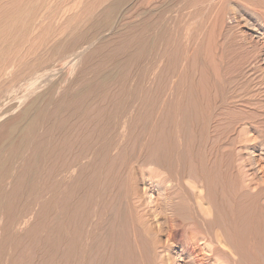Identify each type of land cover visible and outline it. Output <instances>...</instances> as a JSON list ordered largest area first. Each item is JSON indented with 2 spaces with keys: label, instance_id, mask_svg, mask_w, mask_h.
Wrapping results in <instances>:
<instances>
[{
  "label": "rangeland",
  "instance_id": "obj_1",
  "mask_svg": "<svg viewBox=\"0 0 264 264\" xmlns=\"http://www.w3.org/2000/svg\"><path fill=\"white\" fill-rule=\"evenodd\" d=\"M263 6L0 0V264L224 263L208 181L264 216Z\"/></svg>",
  "mask_w": 264,
  "mask_h": 264
},
{
  "label": "bare ground",
  "instance_id": "obj_2",
  "mask_svg": "<svg viewBox=\"0 0 264 264\" xmlns=\"http://www.w3.org/2000/svg\"><path fill=\"white\" fill-rule=\"evenodd\" d=\"M264 11V6L263 9ZM262 24V23H261ZM258 29L256 32L261 34V29L262 26L258 25ZM258 34V35H259ZM129 95V94H128ZM164 102V101H163ZM171 107V106H170ZM170 110V109H169ZM159 113V112H158ZM163 112H161V115ZM166 113V112H164ZM161 117V116H160ZM159 117V118H160ZM31 127H29L30 129ZM25 129V127H24ZM27 129V128H26ZM33 129V128H32ZM29 132V131H28ZM171 142V141H170ZM156 146V145H155ZM174 146V145H173ZM178 153V152H177ZM180 153V152H179ZM139 154V153H138ZM137 156V155H136ZM162 156V155H161ZM175 156V154H174ZM181 156V155H180ZM217 156V155H216ZM150 157V155H149ZM183 157V156H182ZM190 157V155H189ZM154 159V158H153ZM159 160V159H158ZM186 160V159H185ZM136 161V160H135ZM147 161V160H146ZM155 161V160H154ZM217 161V160H216ZM142 162V161H141ZM185 162V161H184ZM153 163V162H152ZM151 163V164H152ZM132 164V163H131ZM157 165V164H156ZM159 165V163H158ZM161 165V164H160ZM182 165V164H181ZM228 165V164H227ZM137 166V165H136ZM152 166V165H151ZM150 166V167H151ZM162 166V165H161ZM227 167V166H226ZM129 169V166H128ZM227 170V169H226ZM195 171V170H193ZM131 172V171H130ZM158 172V171H157ZM156 172V174H157ZM196 172V171H195ZM194 172V173H195ZM201 172V171H200ZM128 173V171H127ZM196 174V173H195ZM139 175V174H138ZM179 175V173H178ZM133 176V175H132ZM145 176V175H144ZM196 176V175H195ZM250 176V175H249ZM146 177V176H145ZM189 178V176H188ZM196 178V177H195ZM226 178V177H224ZM149 179V178H148ZM147 179V180H148ZM227 179V178H226ZM146 180V181H147ZM187 180V179H186ZM185 180V181H186ZM182 181V180H181ZM149 182H151L149 180ZM247 182V181H246ZM135 183V182H134ZM144 183V181H143ZM156 183V182H155ZM183 183V182H182ZM126 184V183H125ZM142 184V183H141ZM145 184V183H144ZM143 184V186H144ZM152 184V182H151ZM171 184V182H170ZM157 185V183H156ZM213 186L214 183L208 181V200H209V209L208 212H210V210L212 211V217L210 219H208V228H212V229H217L220 231V235L217 234L215 235L214 238L219 239V238H223V240L225 239V241L227 242L225 245H222L223 247L219 246L220 242H218L219 244L214 246L212 245V241L210 240V238L208 237V261H214V262H219L218 260H220V258H222L224 256L225 258V262L221 263V264H264V216H262L261 214L257 213V206L255 204V199H256V195L257 193H253L248 191L247 189H240L238 190L234 195H231L230 198H228V200H226V202H224V193H221L220 199H219V203L215 204L214 200H213V196L212 191H213ZM160 187V186H159ZM143 188V187H142ZM148 188V187H147ZM161 188V187H160ZM158 188V189H160ZM183 188V187H182ZM185 188V187H184ZM183 188V189H184ZM221 188V187H220ZM241 188V187H240ZM153 189V188H152ZM154 190V189H153ZM162 190V189H161ZM164 190V189H163ZM175 191V190H174ZM176 191H178L176 189ZM182 190H180L181 192ZM154 192V191H153ZM159 192V191H158ZM171 192V191H170ZM122 193V192H121ZM127 193V192H126ZM125 193V194H126ZM157 193V192H156ZM161 193V191H160ZM231 193V192H230ZM150 194V193H149ZM121 195V194H120ZM120 195H119V199H120ZM154 195V194H153ZM152 195V196H153ZM151 196V195H150ZM166 196V195H165ZM196 196L197 193H196ZM126 197V196H125ZM149 197V196H148ZM128 198V197H127ZM151 198V197H150ZM149 198V199H150ZM154 198V197H153ZM198 199V197H196ZM155 199V198H154ZM163 200V199H162ZM150 201V200H149ZM158 201V200H157ZM161 201V199H160ZM167 201H169L167 199ZM172 201V200H170ZM213 201V202H212ZM230 201V204L228 207H226L227 203ZM125 202V201H124ZM163 202V201H162ZM161 202V204H162ZM166 202V201H165ZM187 202V201H186ZM139 203V202H138ZM155 203V202H153ZM157 203V202H156ZM125 204V203H124ZM185 204V202H184ZM129 206V205H128ZM131 206V205H130ZM160 206V205H158ZM164 206V205H163ZM205 206V204H204ZM203 207V206H202ZM114 208V207H113ZM122 208V207H121ZM151 208V206H150ZM154 208V207H153ZM158 208V207H157ZM162 207H160L161 209ZM224 208L226 210V212L228 213V218H229V222L227 226H224L221 222V217L219 215V211ZM117 209V208H116ZM115 209V210H116ZM124 209V208H123ZM195 209H197L195 207ZM114 210V211H115ZM163 211V209H161ZM171 211V218L173 217L172 220H170L168 218V223H170L169 221L172 222H176V221H180L179 220V215L181 212V207L180 206H174L172 208L169 209ZM184 210V209H183ZM133 211V210H132ZM124 212V210H123ZM158 212V211H157ZM120 213V212H119ZM130 213V212H129ZM123 214V213H122ZM131 214V213H130ZM163 214V212H162ZM167 216V215H166ZM121 217H125V216H121ZM147 217V216H146ZM156 217V216H155ZM168 217V216H167ZM181 217V216H180ZM120 218V217H119ZM127 218V217H126ZM181 219V218H180ZM131 220V219H130ZM141 220V219H140ZM197 220V219H196ZM89 223V222H88ZM131 223L133 224L132 220ZM146 223V222H145ZM143 224V223H140ZM171 225V224H170ZM117 226V225H116ZM141 226V225H140ZM125 227V226H123ZM143 227V226H141ZM172 227V226H171ZM119 229V228H118ZM167 229V228H166ZM170 229V227H169ZM113 231V230H112ZM123 231V230H122ZM183 231V230H182ZM110 232V230H109ZM107 234H110V233ZM134 232V231H133ZM146 232V231H145ZM144 232V233H145ZM168 233V232H167ZM171 233H174L173 231ZM170 233V234H171ZM106 234V235H107ZM118 234V233H116ZM123 234V233H122ZM169 234V233H168ZM179 234V233H178ZM188 234V233H187ZM105 235V236H106ZM134 235V233H133ZM189 235V234H188ZM110 237V235H108ZM140 237V236H139ZM152 237V236H151ZM180 237V236H178ZM124 238V237H123ZM176 238V237H175ZM174 238V239H175ZM190 239V244L191 243V238L188 237ZM213 238V239H214ZM105 239V238H104ZM172 240V239H171ZM193 240V239H192ZM201 240V239H200ZM83 241V240H82ZM104 241V240H103ZM167 241V240H166ZM170 241V240H169ZM203 241V240H202ZM222 241V240H221ZM122 242V241H121ZM120 242V243H121ZM126 242V241H124ZM201 242V241H200ZM88 243V242H87ZM119 243V242H118ZM117 243V244H118ZM177 243V241L175 242ZM89 244V243H88ZM97 244V243H96ZM82 245V244H81ZM94 245V244H93ZM126 245V244H125ZM88 246V245H87ZM189 246V245H188ZM192 246V245H190ZM134 247V246H133ZM138 247V246H137ZM194 247V246H193ZM129 248V247H127ZM115 249V247H114ZM192 249V247H191ZM137 250V249H136ZM141 250V249H140ZM143 250V249H142ZM158 250V249H157ZM156 250V251H157ZM195 250V249H194ZM184 251V248H183ZM186 251V250H185ZM138 252V251H137ZM193 253V252H192ZM120 254V253H119ZM140 254V253H139ZM115 255V254H114ZM132 253L130 254V258H131ZM141 255V254H140ZM197 255V254H196ZM202 256V255H201ZM116 257V256H115ZM199 257V256H198ZM203 257V256H202ZM129 258V259H130ZM142 258V256H141ZM179 257L175 258V261H177ZM205 258V257H204ZM116 259V258H115ZM200 258H198L197 260H199ZM128 260V259H127ZM201 260V259H200ZM129 261V260H128ZM202 261V260H201ZM213 262V263H214ZM196 263V262H195ZM200 263V261H199ZM203 263V262H202ZM201 263V264H202ZM207 263V262H206ZM210 263V262H209ZM194 264V263H193ZM205 264V263H204Z\"/></svg>",
  "mask_w": 264,
  "mask_h": 264
}]
</instances>
